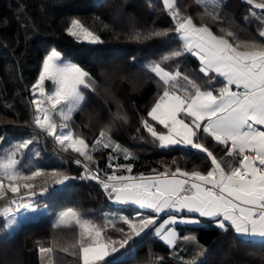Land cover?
Masks as SVG:
<instances>
[{"label":"trees","instance_id":"obj_1","mask_svg":"<svg viewBox=\"0 0 264 264\" xmlns=\"http://www.w3.org/2000/svg\"><path fill=\"white\" fill-rule=\"evenodd\" d=\"M261 2L264 0H253L251 5L247 0H175L179 10L176 19L163 9L153 20L143 21L132 12L133 0H0V162L15 151L16 143L31 138L29 148L17 153V170L25 175L37 169L46 173L28 181L35 185L31 190L34 195H26L21 188L19 196L9 192L0 199V210L21 203L46 209L33 219L21 221L11 233L5 217L0 216V264H81L79 248L74 247L78 245L80 229L56 227L59 217L69 209L98 225L105 241L128 237L130 229L123 219L137 223L150 216L132 205L114 203L100 184L86 178L89 170L99 169L101 179L106 174L147 176L165 170L171 174L177 168L205 174L210 170L211 160L206 153L184 146L162 148L144 128L142 122L148 120L157 132H166L148 116L169 87L151 68L159 63L169 72L180 71L191 81L180 78L178 86L182 89L217 86L216 80L210 83L209 77L200 72L199 60L191 53L171 56L173 51L183 50L176 24L183 17H191L198 27L206 25L217 36L225 35L221 31L224 28L235 33L236 39L264 42L258 35L264 30V9L255 7ZM213 14L220 18L213 19ZM73 19L98 36L99 42L70 35ZM155 32L166 35H153ZM227 38L234 42L232 37ZM51 49L91 77V88L83 90L85 102L67 121V128L74 138H83L89 145L92 161L71 148L64 150L34 124L32 89ZM166 56L170 58L165 60ZM102 131V144L96 145ZM201 142L226 170L236 166L237 161L210 137L204 136ZM103 143L111 146L104 148ZM116 144L128 150V158L115 149ZM116 165H131L132 171L128 173ZM53 172L61 175L53 177ZM65 176L68 179L64 183L55 182ZM12 199L17 203L12 204ZM201 222L178 226L179 238L174 247L156 239L148 248V263L186 264L195 260L196 264H264V240L237 238L231 228L222 230L210 219ZM139 240L131 235L123 248L115 245L117 251L97 264H109L114 258H135L134 247ZM41 248H51L52 252L42 255Z\"/></svg>","mask_w":264,"mask_h":264},{"label":"snow or ice","instance_id":"obj_2","mask_svg":"<svg viewBox=\"0 0 264 264\" xmlns=\"http://www.w3.org/2000/svg\"><path fill=\"white\" fill-rule=\"evenodd\" d=\"M253 4V0H247ZM173 19L179 16L175 7V0H163ZM255 7L264 9V2L256 3ZM219 19L218 14L212 15ZM183 40V50H175L172 57H180L184 52L199 58L200 72L209 77V82L216 80L217 86L202 90L193 85L192 90L182 89L178 80L182 78L180 71L174 73L166 71L159 63H155L151 71L166 87L154 107L148 113L152 121L162 125L166 132L157 130L144 120L143 126L162 148L184 146L197 149L211 160V168L205 173L200 171H183L177 168L171 174L165 170L151 176L143 174L133 177L130 175H107L101 179L99 169L88 171L86 178L95 180L108 193L109 199L120 204L138 205L141 209L149 210L153 215L133 223L123 219L130 229L128 237L121 241H105L102 239V229L89 220L83 219L79 212L69 209L58 220L56 227L77 226L80 229L78 241L82 264H97L110 252L117 251L115 245L123 248L131 235L141 236L147 229L152 228L155 235L170 246H175L179 238L175 228L171 225L178 223H199L195 219H185L180 213H198L200 217L216 220L222 230L233 229L237 238H259L264 240V42L242 41L236 39L235 33L221 28L224 36L215 35L206 25L197 26L191 17H183L175 26ZM68 32L72 36H82L91 42H99V37L78 20L71 21ZM153 35H166L165 32H155ZM258 35L264 38V30ZM227 37H232L234 42ZM140 37L137 36V39ZM170 57H164L165 60ZM45 81H51L53 90L46 92ZM91 88V77L88 72L72 63L61 61V53L52 50L43 61V70L37 83L33 86L34 95L39 98L33 100L36 115L35 126L67 150L78 153L85 160L92 161L93 156L89 145L83 138H74L73 133L58 134L55 116H59L64 123L59 127L67 128V121L72 114L80 109L85 102L84 91ZM182 93V94H181ZM63 107H60V106ZM105 132L100 133L101 139L95 141L102 144ZM204 136L210 137L218 145L226 149V155L237 161L236 166L228 170L213 155L201 141ZM32 139H26L15 144L4 162H0V199L9 192L19 196L21 188L26 195H34L31 191L35 185L28 183L36 177L46 175L37 169L30 174L17 170L20 161L16 158L22 149H28ZM111 145L103 143L104 148ZM115 149L123 151L128 158L127 149L119 144ZM95 147L92 151H95ZM111 159V157H110ZM75 163L80 164V160ZM87 170V165L84 166ZM112 167L111 164L108 165ZM124 167L131 173V165H116ZM59 177L61 173H50ZM68 177L57 179L62 184ZM7 181V185L5 184ZM43 191H46L44 189ZM23 199V197H20ZM16 204V199L10 201ZM17 207L31 208L27 203ZM11 208L0 210V216L11 215ZM175 213L169 215L159 225L157 218L161 213ZM9 221V226L14 224ZM167 229V230H166ZM186 240L194 237H184ZM41 254L51 253V248H41ZM115 259V258H114ZM186 264H196L195 260Z\"/></svg>","mask_w":264,"mask_h":264},{"label":"rangeland","instance_id":"obj_3","mask_svg":"<svg viewBox=\"0 0 264 264\" xmlns=\"http://www.w3.org/2000/svg\"><path fill=\"white\" fill-rule=\"evenodd\" d=\"M158 1L159 2L156 5H151V4H148L144 0H133L134 8L132 9V12L136 16H138L140 19H142L143 21H151V20H153L156 17V14L159 11L162 10L159 7L160 6L159 4H160V1L161 0H158ZM52 50H54V49L49 50L48 53H47V55H49ZM47 55H46V57H47ZM61 61L64 62V63H72V64H75L71 60L63 57L62 55H61ZM42 70H43V64L41 66L40 73L42 72ZM113 73L114 72L112 71L109 74H113ZM117 74H121V73H117ZM38 79H39V76H38L35 84L37 83ZM53 88H54V85H52L51 81H45V90H46V92L53 90ZM32 93H33V89H32ZM37 98H39V93L37 92L35 95L33 93V100H35ZM60 107H63V106L61 105ZM54 119L56 120L57 125H58V127L56 129V131H57L58 134H60L62 132L63 133H66V132L69 131L68 128H61V127H59V125L64 122V121L61 120V118L59 116H55ZM51 138L56 141V139L54 137H51ZM130 176H134V175H130ZM31 208H34L35 211H32L29 208H23V207L11 208L12 209L11 215L8 216V217H5L4 216L5 217V220H6V227H7L9 233L13 232L17 228L18 224L21 221H23L25 219H28V218L33 219V218L37 217L40 213H44L46 211V209L44 207H35V206H32L31 205ZM10 220H14L15 221V223L12 224L11 226H9V221ZM147 263H148V258H147Z\"/></svg>","mask_w":264,"mask_h":264},{"label":"crops","instance_id":"obj_4","mask_svg":"<svg viewBox=\"0 0 264 264\" xmlns=\"http://www.w3.org/2000/svg\"><path fill=\"white\" fill-rule=\"evenodd\" d=\"M159 5H160L159 6L160 9H162V10L163 9H167L164 6V4H163V0L160 1V4ZM195 57L199 60V58L197 56H195ZM200 67H201V65H200ZM147 176H151V175H147ZM133 177H136V176H133ZM112 200H113L114 203L120 204V203L115 202L114 198ZM128 205H132L133 207H135V208H137V209H139L141 211H145L150 216L153 215L149 210L141 209L138 205H133V204H128ZM169 215H176V214L175 213H167V212L161 213L160 216L156 220V224L159 225L163 220H166ZM178 215L181 216V217H183V218H185V219H195V220H198L199 221V223H188V224L178 223L176 225H171L170 226L171 228H175L176 229V231L178 233V237H179V229H178V226L201 225L202 224V222H201L202 219H210V220H213V219L208 218V217H200L198 213H187V212H185V213H180ZM213 221H214V224L217 226L216 220H213ZM139 239L140 240L136 243V245L134 247V249H135V258L130 259V260L129 259H126V258H116V259H113L112 261H110L109 264H148L147 263V256H148V253L147 252H148V248L153 244V242L156 239H160V238L155 235V233H154V231L152 229H147L144 233H141V236H139ZM251 239L257 240V241H261V239H259V238H251ZM168 246H170V245H168ZM80 261H81V264H82L81 258H80Z\"/></svg>","mask_w":264,"mask_h":264}]
</instances>
